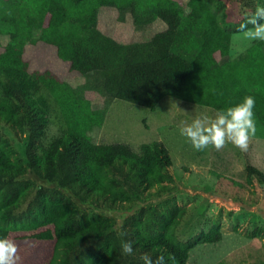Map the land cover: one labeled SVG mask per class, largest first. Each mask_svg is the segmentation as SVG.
<instances>
[{
	"label": "trees",
	"instance_id": "1",
	"mask_svg": "<svg viewBox=\"0 0 264 264\" xmlns=\"http://www.w3.org/2000/svg\"><path fill=\"white\" fill-rule=\"evenodd\" d=\"M257 5L242 0L232 21L225 0H0V238L53 241L47 264H143L145 253L186 264L197 244L218 241V222L178 235L187 207L162 140L134 148L89 131L114 99L155 110L164 96L207 107L252 96L264 126V41L228 57ZM106 10L121 35L102 26ZM39 42L55 43L77 78L30 70L24 50ZM52 113L62 129L47 140ZM247 174L264 189L262 170L249 164Z\"/></svg>",
	"mask_w": 264,
	"mask_h": 264
},
{
	"label": "rangeland",
	"instance_id": "2",
	"mask_svg": "<svg viewBox=\"0 0 264 264\" xmlns=\"http://www.w3.org/2000/svg\"><path fill=\"white\" fill-rule=\"evenodd\" d=\"M225 2L229 19L239 20L244 11L242 0ZM100 18L106 30L116 32L112 28V14L106 10ZM38 34L39 31L35 33L36 36ZM132 36L131 33L127 37ZM253 42L245 40L241 31L233 30L228 57L237 56ZM23 56L30 70L50 69L66 79L78 76L69 68V61L58 56L55 43H27ZM224 104L207 107L164 96L155 110H150L114 99L103 123L92 127L89 135L96 143L124 141L134 148L147 141L164 142L173 162L170 170L174 177L177 202L187 207V213L178 227V235L188 239L201 230L207 231L214 222L220 224L222 233L218 241L193 247L186 264H264V189L254 174H247L249 164L264 172V126L257 116L256 107L257 132L247 151H240L231 144L221 151L211 146L196 151L179 132L182 122L190 123L201 114L214 115L216 111L229 107L228 103ZM61 129L59 117L52 113L46 131L47 140L59 134ZM257 228H262L261 236L248 234ZM12 240L18 246V264H47L53 241L17 240L15 237Z\"/></svg>",
	"mask_w": 264,
	"mask_h": 264
},
{
	"label": "clouds",
	"instance_id": "3",
	"mask_svg": "<svg viewBox=\"0 0 264 264\" xmlns=\"http://www.w3.org/2000/svg\"><path fill=\"white\" fill-rule=\"evenodd\" d=\"M239 31L249 42L264 41V6L257 5L254 12L240 23ZM254 108V97L245 96L241 102L218 110L214 115L201 114L190 123L182 122L179 132L196 151H203L209 146L221 151L228 144L240 151H247L257 132ZM121 226L122 223L118 225ZM120 249L123 255H133L134 248L130 240H121ZM19 259L16 242L10 238H0V264H18ZM140 259L143 264H165L163 255L153 259L145 253Z\"/></svg>",
	"mask_w": 264,
	"mask_h": 264
}]
</instances>
